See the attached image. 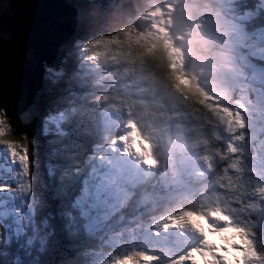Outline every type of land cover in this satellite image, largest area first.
I'll return each instance as SVG.
<instances>
[{
	"label": "trees",
	"instance_id": "obj_1",
	"mask_svg": "<svg viewBox=\"0 0 264 264\" xmlns=\"http://www.w3.org/2000/svg\"><path fill=\"white\" fill-rule=\"evenodd\" d=\"M149 2L140 0L141 5ZM195 2L201 3L209 15L223 14V11L231 13L229 36L241 37L239 0L235 4L226 0L222 3L217 0ZM85 3L87 0H73V6ZM261 7L264 5H256L257 10ZM123 23L87 12L78 14L76 33L61 47L57 61L46 68L43 88L35 103L26 113L13 119L5 118L0 111L4 126L11 129L4 140L26 148L29 182L39 200L35 207L33 228L38 232L34 246L19 239L17 252L20 255L12 257L9 251L6 254L0 251V264H19L21 257L23 264H112L117 257L145 247L148 231L156 223L164 222L166 217L175 216L178 206L188 202L185 197L176 198L166 193V189L157 187L159 191L154 188L139 190L119 209H111L109 203L98 201V193L94 196L95 180L90 179V172L97 167L98 153H93L106 141L103 111L123 101L131 103L132 96L128 92L124 94L122 89L128 90L127 84L136 78L126 72L122 64L103 57L88 60L87 56L93 51H103L89 41L118 36ZM216 30L220 29L212 28L213 38L208 45L198 44L194 48L199 58L207 61L203 74L196 75L200 86L205 90L204 83H216L220 77L225 87L222 84L221 88L216 87L212 91L215 96L221 100L230 96L235 102L239 99L251 106L252 94L243 93L238 86L234 89L230 82L229 89L228 76L218 71L226 61L218 60L222 47L220 41L216 42L218 36L213 35ZM256 36L258 44L264 40V32H257ZM247 42L243 44L242 53L245 49L262 48ZM85 47L89 49L87 53L83 51ZM246 57L251 59L253 53L248 52ZM238 62L244 64V61ZM42 100L49 104H43ZM56 111H61L63 119L60 128L49 133L47 127L52 129L53 125L47 116ZM197 114L208 120L215 118L203 109ZM35 151L43 160L35 157ZM34 157L38 167H35ZM39 167L42 169L40 176L36 172ZM39 177L45 184L43 191L34 190V186L39 185ZM31 232L35 234L34 230ZM29 236L33 238L31 233Z\"/></svg>",
	"mask_w": 264,
	"mask_h": 264
},
{
	"label": "snow or ice",
	"instance_id": "obj_2",
	"mask_svg": "<svg viewBox=\"0 0 264 264\" xmlns=\"http://www.w3.org/2000/svg\"><path fill=\"white\" fill-rule=\"evenodd\" d=\"M264 5V0H239L238 13L241 17L239 29L241 42L255 40V33L264 32V7L256 9L257 4ZM48 9L39 19L30 39H25L23 26L14 13L11 0H0V54L5 50L18 52L12 60L13 79L22 78L27 66L34 57H39L46 47L57 39L66 24L67 13L63 9L73 7V0L62 3L60 0H48L44 5ZM73 11L80 15L87 12L93 16H105L122 20L120 34L97 37L89 41L97 49L87 56L88 60H106L125 66V71L136 78L140 92L151 98L133 100L128 104L130 117L139 115L147 118L150 125L167 119V105L171 103L179 113L181 110L198 113L200 109L215 117L224 125L235 140H243L242 130L247 123L241 106L237 110L223 106L221 98L205 91L196 75L186 71V63L192 58L191 53L198 44L208 45L211 39L214 20L205 7L195 0H150L141 5L140 0H87V3L75 5ZM264 47V40L258 44ZM88 52V47L83 48ZM246 51V49H245ZM255 60V57L251 58ZM201 74L204 68H200ZM3 63L0 58V79L3 77ZM2 111V110H0ZM129 131L118 138L125 145L128 154H135L148 167H156L151 135H146L137 119L127 121ZM10 126H4L0 119V143H6L13 157L19 156L21 163L27 155L24 146L4 137L10 132ZM203 143L207 144V141ZM19 148V153L16 149ZM238 149L233 143L228 144V152L235 156ZM223 160L225 156L217 153ZM211 168V156H204ZM242 168L236 160L224 168L219 178V188L235 195V202L248 211L257 207L256 200L264 203V187L248 191L242 185ZM237 173L233 176L230 173ZM219 200V197H217ZM247 200V203H246ZM232 211H235L233 209ZM250 219V218H249ZM206 221L204 227L200 221ZM165 231L171 226L191 228L199 235V246L190 248L176 257L170 264H264V252L257 245V232L237 222L229 210L213 204L207 210H185L178 216L165 218ZM210 237H218L219 243ZM7 250L12 257L20 254L17 246L9 244ZM199 258H204L202 261ZM159 256L135 252L117 257L112 264H157ZM23 264V258L19 260Z\"/></svg>",
	"mask_w": 264,
	"mask_h": 264
},
{
	"label": "rangeland",
	"instance_id": "obj_3",
	"mask_svg": "<svg viewBox=\"0 0 264 264\" xmlns=\"http://www.w3.org/2000/svg\"><path fill=\"white\" fill-rule=\"evenodd\" d=\"M223 1L225 0H217V2L220 3ZM226 1L235 4L236 0ZM229 14L231 13L223 11V14L216 13L210 15L214 20L213 27L215 29H220L216 30L213 34L214 36H218L216 42L220 41L219 43L222 47V50L219 51L220 57L218 60L226 61L221 64L218 71L223 72L228 78H231L234 84H238L243 93H251L252 97L250 99L254 98V102L248 109H246L247 114L244 115L242 113L248 121L246 122L247 127L244 128L242 132L246 134L247 137L254 140L249 150L252 154H256L257 156H254L250 160V163L264 170V69L254 67L252 70L251 67L248 66L249 61L246 57L248 52H252L253 54H258L259 52L264 53V49L263 47L257 49L253 48L246 50L245 53H241L240 48H242L244 44L241 42V37L232 36L231 40H229L230 31L232 29ZM212 38L213 37H211V39ZM249 42L253 43L255 46L258 45L257 36L255 37V40H248L247 43ZM191 56L192 58H189L187 61L186 69L190 74L197 75L200 73L201 67L205 69L207 61L205 59H200L198 53L195 51L191 53ZM238 60L244 61L245 65L243 68L240 67ZM221 84L220 77L217 79L216 83L208 84L206 82L204 83L205 91L214 95L212 91L216 87L221 88ZM222 86L225 87L224 84H222ZM221 103L223 106L235 110V108H240L248 102H231V97L229 96L221 100ZM43 104H45V102ZM48 104L49 102H46L45 105ZM60 113L61 111H56L47 116V120L53 125L52 129L47 127L49 133H53L56 131V128H60V123L63 119V117L60 116ZM251 118H254L251 122L252 124L250 123ZM0 119L2 118L0 117ZM16 151L19 153L20 149L17 148ZM35 157L43 160L42 156L40 158L36 151ZM35 157L34 164L35 167H38V161ZM238 166L242 168L244 166L243 161H239ZM36 172H38L40 176L42 174V169L40 167L36 168ZM28 174L27 158L25 157V162L21 163L19 156L13 157L7 144L0 143V245L4 244L0 247V251L4 254L8 251V245L14 244L17 246L19 239L24 243H31V247L34 246L35 239H37L36 233L38 231L33 227L35 225V207L39 200L35 196L33 186L29 182ZM230 174L233 175L235 173L232 172ZM93 178L94 177L90 176V179ZM38 180L39 185L34 186V190L43 191L45 184L44 182H41V177H39ZM252 181L256 183V185L251 186L252 188L264 187V174L262 177H258ZM169 187L171 186L167 184L166 190L168 193L170 195H175ZM217 187L219 188V186H216L214 189L216 190ZM219 191L221 192V196L227 195L222 189ZM231 194L233 193H230V195ZM232 203L233 200L230 198L226 207H229ZM256 203H258V199L256 200ZM199 210H201V208H199ZM179 228L185 229L186 227ZM31 230H34L35 234H33ZM29 233L32 234L33 238L29 236ZM27 246L30 247L28 244Z\"/></svg>",
	"mask_w": 264,
	"mask_h": 264
},
{
	"label": "water",
	"instance_id": "obj_4",
	"mask_svg": "<svg viewBox=\"0 0 264 264\" xmlns=\"http://www.w3.org/2000/svg\"><path fill=\"white\" fill-rule=\"evenodd\" d=\"M46 2L48 0H11L15 16L23 26L25 39L32 37L40 17L48 11L44 7ZM60 2L67 3V0H60ZM63 11L67 13L63 31L39 57L31 60L22 78L13 79L10 76L12 60L14 57L18 58L19 53L5 50L0 54L4 73L0 79V110L5 118L19 117L35 103L38 92L43 88L46 68L53 65L61 47L67 44L76 33L78 13L73 11V7H68Z\"/></svg>",
	"mask_w": 264,
	"mask_h": 264
},
{
	"label": "bare ground",
	"instance_id": "obj_5",
	"mask_svg": "<svg viewBox=\"0 0 264 264\" xmlns=\"http://www.w3.org/2000/svg\"><path fill=\"white\" fill-rule=\"evenodd\" d=\"M39 96V95H38ZM68 173V172H67ZM160 180L162 181V183L164 184V187L166 188L167 187V179L165 178H160ZM146 185V184H145ZM146 187H148V185H146ZM175 194V193H174ZM60 223V222H59ZM61 227V226H60Z\"/></svg>",
	"mask_w": 264,
	"mask_h": 264
},
{
	"label": "clouds",
	"instance_id": "obj_6",
	"mask_svg": "<svg viewBox=\"0 0 264 264\" xmlns=\"http://www.w3.org/2000/svg\"><path fill=\"white\" fill-rule=\"evenodd\" d=\"M74 7V6H73ZM72 40V39H71Z\"/></svg>",
	"mask_w": 264,
	"mask_h": 264
}]
</instances>
